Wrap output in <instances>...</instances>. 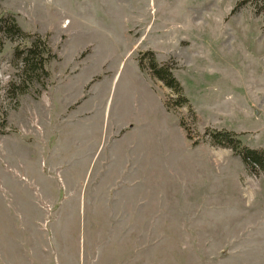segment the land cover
Masks as SVG:
<instances>
[{
  "label": "rangeland",
  "instance_id": "obj_1",
  "mask_svg": "<svg viewBox=\"0 0 264 264\" xmlns=\"http://www.w3.org/2000/svg\"><path fill=\"white\" fill-rule=\"evenodd\" d=\"M210 130L264 150V0H0V264H264V175Z\"/></svg>",
  "mask_w": 264,
  "mask_h": 264
},
{
  "label": "trees",
  "instance_id": "obj_2",
  "mask_svg": "<svg viewBox=\"0 0 264 264\" xmlns=\"http://www.w3.org/2000/svg\"><path fill=\"white\" fill-rule=\"evenodd\" d=\"M5 31L9 34V38L12 39L13 34H18L25 41L26 45L16 46L15 53L17 58L21 61V74L24 78L23 81H32L34 79H40L43 75H48L45 65L49 61V55H51V48L48 44L47 37H41L32 33L24 32L20 29L17 23L13 21H4ZM33 37L34 39H30ZM139 67H144L139 64ZM150 76L161 81L164 86L171 89L176 95L175 100L178 105L188 104V100L183 96L182 88L178 80L171 74L170 68L165 65H158L154 59L149 64ZM166 109H170V104L164 102ZM182 125V122H181ZM205 135L209 138L210 142L221 147H228L232 150L233 154L238 156L246 169L253 173L264 175V150L251 148L245 145L238 134L225 131V130H210L206 131Z\"/></svg>",
  "mask_w": 264,
  "mask_h": 264
}]
</instances>
